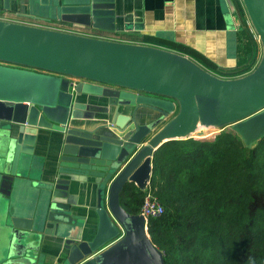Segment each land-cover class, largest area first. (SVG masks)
<instances>
[{"label": "water", "instance_id": "obj_1", "mask_svg": "<svg viewBox=\"0 0 264 264\" xmlns=\"http://www.w3.org/2000/svg\"><path fill=\"white\" fill-rule=\"evenodd\" d=\"M11 1L4 0L5 9H11ZM27 2L31 10L45 7L49 16L63 23L117 31V0ZM244 2L264 41V0ZM24 27L35 36L0 35V61L26 66L0 64V259L5 253L7 258L13 257L17 247L30 255L45 236L63 234L68 264H146L142 251L150 248L157 256L156 264H163L161 253L150 244L145 218L130 215L121 206V191L128 183L146 191L154 154L169 141L194 138L200 125H229L247 146L254 145L264 137V86L256 87L252 78L221 80L207 71L206 78L166 73L144 67L142 60L123 64L99 55L80 56L71 51V45L64 50L43 45L42 33L85 36ZM116 44L124 43L110 45ZM65 76L113 88L75 84ZM104 99L107 104L100 103ZM141 110L154 111L160 117L140 124ZM98 115L111 117L110 123L91 124ZM45 130L60 136L63 166L42 182L31 178L36 206L26 214L17 209L14 215L3 198L11 196L16 178L25 177L23 172L31 169L36 144ZM75 183L96 188V203L89 206L93 212L88 215L98 221L92 239L85 238L90 232L89 218L79 214L80 205L71 194Z\"/></svg>", "mask_w": 264, "mask_h": 264}, {"label": "trees", "instance_id": "obj_2", "mask_svg": "<svg viewBox=\"0 0 264 264\" xmlns=\"http://www.w3.org/2000/svg\"><path fill=\"white\" fill-rule=\"evenodd\" d=\"M254 41L243 23L238 67L250 63ZM147 42L187 55L218 76L228 75L189 47L155 38ZM149 190L166 208L162 217L148 221L150 244L163 264H264V137L249 147L225 129L211 140L169 141L154 154ZM145 196L128 183L120 204L128 214L139 215Z\"/></svg>", "mask_w": 264, "mask_h": 264}, {"label": "crops", "instance_id": "obj_3", "mask_svg": "<svg viewBox=\"0 0 264 264\" xmlns=\"http://www.w3.org/2000/svg\"><path fill=\"white\" fill-rule=\"evenodd\" d=\"M116 5L118 15L116 32H106L92 27L63 23L49 16L45 7L31 10L27 0H12L10 10L5 9L4 0H0V12L8 16L10 22L39 30L68 34H78L76 32L79 31L82 33L81 36L87 38L124 44H138L175 53L179 52L165 46L148 43L147 38L179 44L199 52L218 66L220 70L228 73L227 76H218L200 64L205 71L221 80L240 81L252 78L256 87L264 86V41L253 25L244 0H117ZM243 23H247L253 34L255 49L250 58V63L240 68L237 65L238 34ZM186 58L191 57L186 55ZM240 69L242 71L238 74ZM65 77L77 84L84 82L113 88V86L87 79ZM86 98L84 96V101H87ZM100 103L107 104L108 102L104 99ZM159 117L158 113L151 110H141L138 114L140 124L151 123ZM98 118L95 120L97 122H91V124L103 125L110 123L111 120V117L107 118L105 115H98ZM168 122L161 125L154 134L160 132ZM226 126L229 125H225L223 128ZM208 128H201L197 131L209 130ZM195 133L193 137H195ZM211 135L212 139L216 137L215 134H210V137ZM41 136L42 138H39L36 144L35 156L32 159L31 166H29L31 169L28 170L27 168L23 172L25 177L16 178V185L13 186L11 196L3 198L5 202L10 204V211L14 215H16L17 209L20 212L25 211L26 214L28 208L34 209L36 206V199L32 197L34 195L31 191L32 183L29 182H42L40 180L47 179L51 174L54 175L57 169L63 166L60 162V144L62 141L60 136L47 130L43 131ZM199 137L201 138V136ZM95 192L96 188L93 184H73L71 194L75 202L80 205L78 211L80 215L87 217L89 214L92 215L93 210L89 206L96 203ZM106 201H108V197ZM91 215L88 217L90 232L85 237L86 239H92L97 230V217ZM22 216L26 217V215ZM38 245L36 252L30 255L17 247L14 250L15 255L9 258L12 260L28 258L24 264H68L66 260L68 251L64 247L63 234L57 237L45 236ZM22 252H25L24 255H21Z\"/></svg>", "mask_w": 264, "mask_h": 264}, {"label": "rangeland", "instance_id": "obj_4", "mask_svg": "<svg viewBox=\"0 0 264 264\" xmlns=\"http://www.w3.org/2000/svg\"><path fill=\"white\" fill-rule=\"evenodd\" d=\"M24 26L16 25V24H4L0 23V35L5 36H12L15 38H27L29 36H35L33 34H29L26 32ZM44 36L43 41L41 43L43 45H48L53 47L54 49L64 50L66 47L71 45V51L77 55L95 58L98 55L102 56L105 60H109L116 63H128L133 64L134 62L138 60H142L144 63V67L159 70L166 73H172V74H181V75H187L189 77L193 78H206V71L202 66L193 58H187L184 54H179L175 52H169L166 50H153L150 48H144L142 45L138 44H114V42H108V41H102V43H97L93 40H87L88 38L85 36L83 37H64L61 34H47L42 33ZM78 36V34H76ZM37 39V38H33ZM189 57V56H188ZM0 64L3 65H9L13 67H22L25 68L26 66H21L20 64L11 63V62H3L0 61ZM29 68V67H27ZM26 68V69H27ZM31 69V68H29ZM42 71V70H37ZM52 73V72H48ZM55 74V73H52ZM70 77V76H69ZM173 117V116H172ZM172 117H169L166 121H164L161 125L168 122ZM160 125V126H161ZM159 126V127H160ZM209 130L197 134L198 136H201V138H197L199 140H211V137L202 138L203 135L208 136L206 134H215L218 135L223 130H231L230 126H226L223 128V126H213L209 127ZM193 136V135H192ZM189 139V138H187ZM183 139V140H187ZM214 139V138H213ZM4 201V200H3ZM5 202V201H4ZM153 249H145V251H142V254L148 263L146 264H156L157 256L155 253L151 252ZM14 260L7 258V253L4 254V257L0 259V264H6L11 263Z\"/></svg>", "mask_w": 264, "mask_h": 264}, {"label": "built area", "instance_id": "obj_5", "mask_svg": "<svg viewBox=\"0 0 264 264\" xmlns=\"http://www.w3.org/2000/svg\"><path fill=\"white\" fill-rule=\"evenodd\" d=\"M0 20L10 22V18L6 15H3L0 12ZM76 33L82 35L81 32L77 31ZM75 84H77L75 82ZM166 212L165 206L160 202V200L149 190V187L146 190V196L144 199L143 206L139 215L145 218L146 224L150 219H158L162 217Z\"/></svg>", "mask_w": 264, "mask_h": 264}, {"label": "bare ground", "instance_id": "obj_6", "mask_svg": "<svg viewBox=\"0 0 264 264\" xmlns=\"http://www.w3.org/2000/svg\"><path fill=\"white\" fill-rule=\"evenodd\" d=\"M181 119L185 122V120H184L183 118H181ZM201 128H207V127H205V126L202 127V126H201L199 129H201ZM199 129H198V130H199ZM206 131H208V130L197 131V133H195L196 135H194V136H198L197 134H201V133H204V132H206ZM174 134H175V133H174ZM206 135H210V134H206Z\"/></svg>", "mask_w": 264, "mask_h": 264}]
</instances>
